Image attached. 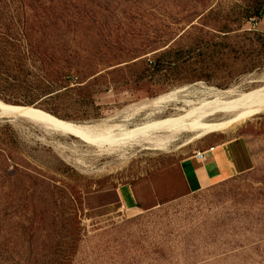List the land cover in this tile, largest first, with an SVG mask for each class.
<instances>
[{"label":"rangeland","instance_id":"obj_1","mask_svg":"<svg viewBox=\"0 0 264 264\" xmlns=\"http://www.w3.org/2000/svg\"><path fill=\"white\" fill-rule=\"evenodd\" d=\"M14 2L30 16L40 7L77 15L89 29L82 40L65 43L84 66L69 75L71 88L123 66L132 51L146 50L141 55L155 62L168 44L194 48L179 55L173 76L123 87L108 85L119 78L106 76L97 94L57 103L56 117L7 104L15 108L78 124L130 118L132 129L181 114L182 100H200L202 92H247L264 84V8L234 24L241 4L254 0H9ZM213 8L219 14L207 17ZM228 23L236 30L229 43L238 51L214 39L213 29ZM96 31L103 39H93ZM217 42L223 44L218 54ZM251 60L260 64L248 71ZM176 90H184L180 101L152 106ZM3 98L22 102L16 95ZM189 137L179 136L164 151L146 144L101 154L78 136L0 119V264H264V113L228 134L208 133L183 146ZM221 145L237 172L191 193L181 160Z\"/></svg>","mask_w":264,"mask_h":264},{"label":"trees","instance_id":"obj_2","mask_svg":"<svg viewBox=\"0 0 264 264\" xmlns=\"http://www.w3.org/2000/svg\"><path fill=\"white\" fill-rule=\"evenodd\" d=\"M16 4L18 2L12 4L9 0H0V98L16 95L22 98V102L12 104L0 100L15 106L37 107L36 109L55 117L54 109L57 103L72 97L76 98L75 103H79L87 94H97L99 91L96 88L100 87L98 82L106 76L116 75L119 78L117 82L108 83L114 87L127 86L149 77L168 78L179 72V55L180 57L187 53L190 55L194 50L192 46L179 48L168 44L161 49L155 62L144 58L146 55H141L146 50L135 53L132 51L129 52L130 61L123 66L107 72L106 76L94 78L85 86L71 88L69 75L81 73L84 66L81 64V54L77 50L74 55L69 53L65 43L67 40H82L89 29L82 26L83 23L77 15L40 7L37 11L33 10L34 14L30 16ZM263 8V0L242 3L241 14L234 24L239 25L243 19L259 16ZM218 10L220 9H209L207 17L218 15ZM231 28L229 23L223 28H214L216 32L214 39L228 43L232 38L236 39V36L230 37L236 32ZM191 29L198 30L194 26ZM92 37L103 39L97 31ZM222 45L215 43L217 54L221 51ZM229 45L233 51L240 49L238 45L230 43ZM195 46L200 49L199 44ZM249 63L248 71L256 69L260 64L256 60ZM186 64L188 63L184 66ZM94 103L93 101L92 104Z\"/></svg>","mask_w":264,"mask_h":264},{"label":"bare ground","instance_id":"obj_3","mask_svg":"<svg viewBox=\"0 0 264 264\" xmlns=\"http://www.w3.org/2000/svg\"><path fill=\"white\" fill-rule=\"evenodd\" d=\"M259 82L264 83V78ZM181 92L184 90L162 95L152 101V106L161 108L170 102H178V94ZM200 95V100H182L185 108L180 109L181 114L150 122L148 120L147 123L132 129L127 125L130 118H126L124 123H115L109 119L94 124L63 122L32 109L9 106L1 100L0 119L27 120L46 133L75 135L84 143L98 149L101 154H113L124 148L144 147L146 144L154 146L155 150L164 151L184 134L190 137L183 146L191 145L208 133L228 134L251 117L264 113V84L247 92H239L236 89H211ZM160 113L161 111H158L157 116Z\"/></svg>","mask_w":264,"mask_h":264},{"label":"crops","instance_id":"obj_4","mask_svg":"<svg viewBox=\"0 0 264 264\" xmlns=\"http://www.w3.org/2000/svg\"><path fill=\"white\" fill-rule=\"evenodd\" d=\"M212 148L214 150L210 151ZM180 171L188 190L197 193L232 178L237 168L228 148L221 145L198 150L184 158Z\"/></svg>","mask_w":264,"mask_h":264},{"label":"built area","instance_id":"obj_5","mask_svg":"<svg viewBox=\"0 0 264 264\" xmlns=\"http://www.w3.org/2000/svg\"><path fill=\"white\" fill-rule=\"evenodd\" d=\"M255 20H251L250 23H254ZM214 148L210 149V151H213ZM197 155H201V153H198Z\"/></svg>","mask_w":264,"mask_h":264}]
</instances>
